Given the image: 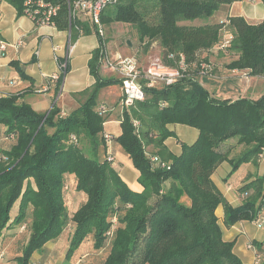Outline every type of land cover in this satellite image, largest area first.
<instances>
[{"label":"trees","instance_id":"trees-1","mask_svg":"<svg viewBox=\"0 0 264 264\" xmlns=\"http://www.w3.org/2000/svg\"><path fill=\"white\" fill-rule=\"evenodd\" d=\"M3 1L22 14L26 2L40 0ZM42 1L59 4L55 22L69 27L68 0ZM240 1L121 0L109 8L110 14L102 15L108 26H134L145 50L158 43L168 67L180 68L181 56L185 59L184 77L171 86L145 87V99L123 110L121 135L112 136L139 172L141 192L127 185L106 155L108 115L99 114L97 98L102 88L117 81L100 76L101 45L89 62L95 85L68 116H60L55 107L47 116L37 113L20 102V96L0 97V125L7 127L8 138L16 139L10 150H4L8 160L0 163V238L17 201V224L27 220L32 207L31 235L19 264H29L32 255L58 238L70 222L75 229L69 257L93 237L94 249L110 247L101 264H247L235 252V242L224 239L216 211L224 207L227 227L259 219L264 209V174L239 189L244 199L239 207L227 202L212 176L223 162L231 165L228 177L245 163L259 162L264 151V93L257 99L221 98L188 74L192 66L200 68L206 62L199 61L200 52L216 47L227 27L233 35L229 50L237 58L226 68L264 75V19L258 24L242 16L227 17L228 23L208 21ZM150 7L158 11L157 16H152ZM197 20L206 22L193 24ZM77 27L83 33L90 31L78 21L71 28L73 39L81 34ZM134 121L140 123L138 129ZM177 124L198 130L197 140L182 143L179 155L168 153L167 160L154 164L147 147L153 144L167 151L165 140L176 137L169 126ZM82 138L90 144V156L78 146ZM101 150L104 161L99 160ZM70 189L86 198L72 216L66 206ZM257 249L258 263L264 264V242Z\"/></svg>","mask_w":264,"mask_h":264},{"label":"crops","instance_id":"crops-1","mask_svg":"<svg viewBox=\"0 0 264 264\" xmlns=\"http://www.w3.org/2000/svg\"><path fill=\"white\" fill-rule=\"evenodd\" d=\"M225 12L227 13L226 17L242 16L252 24H258L264 19V5L260 0L235 2L226 6ZM88 18L87 15H81L79 21L88 26L90 31L82 32L77 35L76 39H73L70 24L65 29L59 27L56 22L40 26L25 13H18L12 5L0 0V43L7 45L5 56L0 57V97L20 96V102L29 104L34 111L46 116L54 107L60 110V116L63 117L79 108L88 97L84 92L92 89L95 85L96 80L91 75L89 62L93 52L101 45V38L94 31ZM61 24L63 25V22ZM153 45L159 47L158 43ZM65 64H67V72L60 74V78L51 83L49 90L40 92L39 90L49 82L47 77L59 73L60 65ZM102 72H104L100 73L102 78L115 80L117 83L100 90L97 108L102 104L110 108L108 114L110 120L105 123V131L109 129L108 125H110L113 131H108L112 136L118 137L121 135L122 115L116 110L123 96L122 87L119 77L115 73ZM234 72L245 73L246 71ZM258 77L251 76L243 82L229 79L222 84H216L217 82L214 81L212 86L205 85L202 81L201 83L217 97L235 100L242 96L257 99L262 96L258 88L262 87L264 83ZM216 85L218 88H215ZM117 114L118 118L111 120ZM117 126L119 127L117 128ZM169 128L175 131L176 137L165 140L167 151L164 152H161L153 144L148 146L147 151L151 156L167 160L168 153L179 155L182 151V143L192 144L199 135L198 130L181 124L171 125ZM6 131L7 127L0 125V145L6 150H10L15 145L16 139L8 138ZM106 148L107 154L114 156L113 167L118 172L121 171L122 179L132 190L141 192L142 187L138 182L140 174L122 147L113 141ZM239 150L240 148L237 152ZM118 155L123 156L122 162L117 161ZM230 171L229 162H223L214 172L212 180L227 202L233 207H239L244 201L243 194L239 192V189L264 174V151L257 164L245 163L228 177ZM83 196L84 194L78 192L77 194L71 192L67 194L66 206H68L67 209L69 208L70 216L80 207L79 200H82ZM19 206L20 200L15 203L11 211V220L0 238V264H19L18 257L22 256L23 249L31 235L32 217L30 213L32 207L27 220L17 224L14 222V218L18 214ZM216 214L224 239L235 242L237 255L247 264H259L256 260L257 244L264 242V225L260 227L256 221H239L233 226L227 227L224 223L225 210L222 205L219 206ZM74 229L75 224L70 222L58 238L48 242L42 250L32 255L29 264H92L97 259L101 264L107 258L110 247L94 249L93 237L88 238L75 254L71 257L68 256ZM85 244L89 245V250L83 249Z\"/></svg>","mask_w":264,"mask_h":264},{"label":"built area","instance_id":"built-area-1","mask_svg":"<svg viewBox=\"0 0 264 264\" xmlns=\"http://www.w3.org/2000/svg\"><path fill=\"white\" fill-rule=\"evenodd\" d=\"M121 0H68V20L70 27L79 21L81 15H87L89 23L93 27L96 34L101 38V54L99 57V65L105 71L115 73L120 80L122 87V99L120 101L122 109H129L133 107L137 102L145 99V87L147 88H160L171 86L177 83L184 77L183 72L186 70L185 59L181 56L180 68H170L165 65L160 58H156L149 67H143L141 63L131 56L122 57L117 55L115 58L109 57V54L104 50L106 32L105 26L102 22V15L112 6L120 3ZM61 6L45 1L26 2V8L24 13L31 17L38 25H50L55 23V20L59 16ZM82 33V29L77 27ZM228 43V42H227ZM7 45L0 43V57L5 56ZM209 66L205 63L201 66V73L207 74L209 72ZM67 72V64L60 65L59 73H55L48 78L49 82L43 86L39 91L46 92L49 90L51 83L57 81L60 78V74ZM159 89V88H158ZM166 103H163L164 106ZM98 112L102 116L108 115L110 108L104 104L98 107ZM134 127L138 129L140 123L134 121ZM14 137L12 136V139ZM72 141L76 142L75 135L71 137ZM112 135L106 133V143H112ZM5 149L0 145V163L6 162L8 157L4 151ZM109 161L115 162V158L108 154ZM152 162L154 164L160 163L159 157H153ZM258 225L262 227L264 225V209L260 214L259 219L256 220ZM112 231L108 234L111 235ZM251 246V245H250ZM253 248V246H251ZM257 262L260 258L256 259Z\"/></svg>","mask_w":264,"mask_h":264},{"label":"rangeland","instance_id":"rangeland-1","mask_svg":"<svg viewBox=\"0 0 264 264\" xmlns=\"http://www.w3.org/2000/svg\"><path fill=\"white\" fill-rule=\"evenodd\" d=\"M243 1H250V0H243ZM150 9H151L152 16H157L158 11L155 9H152V7H150ZM111 10L112 8L107 10L106 15L110 14L112 12ZM226 14L227 13L225 12V8H223L220 10L219 14H216L215 18L208 19V21L220 20L225 23H228V18L226 17ZM205 22L206 21L204 20H197L193 22V24L200 25ZM104 26H105V32H106L104 50H106V52L109 54V57L115 58L117 55H120L122 57H125V56L135 57L141 63L143 67L151 66V64L154 62L156 58H160L162 60V55H161L162 50L157 45H152V47H150L148 50H145V45L139 41L136 28L134 26L130 24H123V23H112V25L110 26H108V24H104ZM232 37H233L232 32L229 30V28L226 27L222 32L220 43L213 49L202 51L199 54V61H202V60L206 61L204 63L210 67L209 72L207 74H202V73L198 74L197 71L201 67L198 68V65L195 64L194 66L190 68L188 72L189 77L197 78L200 82L202 81L203 84L205 85L209 84L210 86H212V83H215V82H217L216 84H222L223 82H226V80H229V79L230 80L235 79V81L238 80L242 82L247 81V79H249L248 77L252 76V74H248L249 72L247 71H246L247 73L246 72L245 73L234 72L226 68V65L230 61L237 58V56L229 50V46H230L229 42L232 39ZM128 42H130L131 45H128ZM101 47L103 49V46ZM98 71L99 73H104L102 71H105V70L102 68V66L98 64ZM258 78H260L264 82V75L259 76ZM259 84H261V82H259ZM217 86L218 85H216L215 88H218ZM160 87L161 86H157V88H160ZM258 91L260 92V94L264 93V83L262 84V87L258 88ZM111 99L113 100L114 98H111ZM118 106L119 107H117L116 111L117 113L119 112L120 115H122L124 109H122L121 103H119ZM117 116L118 114L116 116L114 115L113 118H111V120H115L116 118H118ZM108 120H110L109 116L107 118V121ZM118 127L119 126H117V128ZM108 128H109L108 129L109 131L111 132L113 131L110 125H108ZM108 130L106 132H109ZM78 140H79L78 146L83 150V152L87 156H90V144L86 140H83V138L81 140L80 139ZM110 144L111 143H106L105 141L106 147H108ZM104 154H105L104 150H101L100 156H99L100 161L105 160ZM122 157H123L122 155H118L117 161L122 162ZM118 173H120V175L122 174L121 171ZM70 192L72 194H77L75 191H73V189H70ZM83 199L79 200L80 204L83 201H85L86 198L84 197ZM83 249L89 250V245L85 244L83 246ZM99 263H100V260L97 259L92 264H99Z\"/></svg>","mask_w":264,"mask_h":264},{"label":"water","instance_id":"water-1","mask_svg":"<svg viewBox=\"0 0 264 264\" xmlns=\"http://www.w3.org/2000/svg\"><path fill=\"white\" fill-rule=\"evenodd\" d=\"M128 45H131V43H130V42H128Z\"/></svg>","mask_w":264,"mask_h":264}]
</instances>
